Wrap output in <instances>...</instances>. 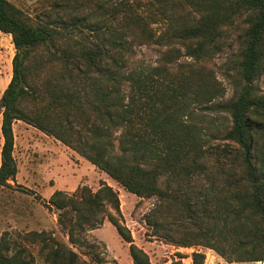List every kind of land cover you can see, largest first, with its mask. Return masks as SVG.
I'll return each instance as SVG.
<instances>
[{
	"label": "trees",
	"instance_id": "obj_1",
	"mask_svg": "<svg viewBox=\"0 0 264 264\" xmlns=\"http://www.w3.org/2000/svg\"><path fill=\"white\" fill-rule=\"evenodd\" d=\"M0 32L15 47L0 102V189L18 174L13 125L21 121L128 192L155 197L145 216L153 237L230 263L264 262V0H53L36 19L0 0ZM143 47L157 48V62L136 60ZM224 53L236 57L238 86L229 102L211 106L224 96L212 68ZM199 107L230 115L224 139L233 144H206L205 128L192 122ZM49 204L89 260L54 232L30 231L17 234L20 243L1 236L0 264H34L25 244L39 246L46 264H103L82 235L106 220L134 264H151L106 183L56 191Z\"/></svg>",
	"mask_w": 264,
	"mask_h": 264
},
{
	"label": "rangeland",
	"instance_id": "obj_2",
	"mask_svg": "<svg viewBox=\"0 0 264 264\" xmlns=\"http://www.w3.org/2000/svg\"><path fill=\"white\" fill-rule=\"evenodd\" d=\"M16 7L36 19L39 13L53 0H8ZM15 47L9 34L0 32V102L12 78V61ZM157 48L143 47L137 50L136 60L153 64L157 62ZM235 55L224 53L214 59L215 77L224 90V96L213 105L229 102L237 88V70ZM259 87L264 89L263 79ZM205 108V107H204ZM192 122L202 125V133L207 145L233 144L224 139L231 128V118L227 113L213 110L194 109ZM2 114L0 113V165L4 139L1 131ZM15 148L14 157L18 166L15 181L11 187L0 189V238L8 233L14 241L20 243L17 234L30 231H50L63 240L80 255L81 260H89L85 249L69 243L68 235L57 223L58 211L49 204L56 191L73 194L83 186L97 191L103 183L111 186L119 194L122 222L131 231L135 244L150 257L151 264H193L192 254L203 253L204 264H264V262H227L215 251L204 247L182 248L153 237L145 221L146 214L154 207L155 197L140 198L125 190L78 153L52 136L24 122L13 125ZM25 190L28 191H24ZM89 243L95 244L101 253L103 264H134L127 244L115 227L106 220L95 230H88L82 235ZM34 259V264H46L37 245L25 244ZM235 257V256H234Z\"/></svg>",
	"mask_w": 264,
	"mask_h": 264
},
{
	"label": "water",
	"instance_id": "obj_3",
	"mask_svg": "<svg viewBox=\"0 0 264 264\" xmlns=\"http://www.w3.org/2000/svg\"><path fill=\"white\" fill-rule=\"evenodd\" d=\"M2 100H3V97H2Z\"/></svg>",
	"mask_w": 264,
	"mask_h": 264
}]
</instances>
